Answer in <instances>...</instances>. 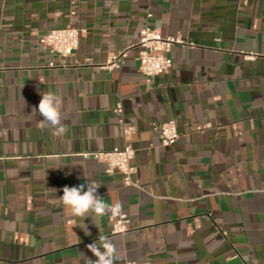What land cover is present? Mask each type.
<instances>
[{
    "label": "crops",
    "instance_id": "1",
    "mask_svg": "<svg viewBox=\"0 0 264 264\" xmlns=\"http://www.w3.org/2000/svg\"><path fill=\"white\" fill-rule=\"evenodd\" d=\"M155 24L186 44L148 82L135 45ZM69 25L86 31L62 66L39 38ZM128 47L121 69L100 68ZM0 83V264H93L99 236L119 264H264V0H0ZM45 93L63 98L66 136L40 127ZM119 102L131 186L84 155L123 146ZM167 120L173 146L154 128ZM89 182L132 229L112 234L119 217L105 215L85 234L59 198Z\"/></svg>",
    "mask_w": 264,
    "mask_h": 264
},
{
    "label": "built area",
    "instance_id": "2",
    "mask_svg": "<svg viewBox=\"0 0 264 264\" xmlns=\"http://www.w3.org/2000/svg\"><path fill=\"white\" fill-rule=\"evenodd\" d=\"M74 14V12L72 13ZM149 17L152 14L148 15ZM85 29L75 26H65L48 30L39 38V44L46 51L60 58L61 65L67 66L68 58L74 56L79 48L81 36ZM176 44H186V41L180 36H164L160 24L146 26L140 32L139 41L135 47L138 48L137 59L139 61V71L145 76L148 82L154 76L167 73L173 66L172 49ZM131 48H124L112 54L107 62L100 65V68L107 71L119 70L124 65L130 55ZM51 66H55L51 62ZM0 83V87H1ZM118 114L119 121L123 124V135L125 142L123 146H117L108 151L86 152L84 155L92 156L96 160L106 165V173L113 175L120 173L123 176L124 184L131 186L136 182L133 175L136 172L135 159L136 150L130 142L133 134V127L124 125V107L119 102L114 109ZM154 128L159 132L161 143L164 146H173L180 138V132L174 120L162 121L154 124ZM198 129H202L199 127ZM132 229V221L127 214H121L115 220L112 228V234H125ZM126 264H151L150 262L127 261ZM242 264H247L246 260Z\"/></svg>",
    "mask_w": 264,
    "mask_h": 264
},
{
    "label": "clouds",
    "instance_id": "3",
    "mask_svg": "<svg viewBox=\"0 0 264 264\" xmlns=\"http://www.w3.org/2000/svg\"><path fill=\"white\" fill-rule=\"evenodd\" d=\"M62 108L63 98L53 93L43 94L38 107L34 108L43 117L40 127L47 129L56 137L66 136L69 132V128L62 122ZM99 187L100 185L96 182L74 187L65 186L62 189L63 195L59 198L73 217L81 218L79 226L86 235H90V232L88 226L83 223L84 218L91 217L93 220V217L107 215L115 219L122 214L120 203L109 205L98 195ZM98 241L99 243L96 241L87 245L88 250L96 257L93 264H119L122 258L117 254L113 241L105 236H99ZM247 259L246 256L245 260Z\"/></svg>",
    "mask_w": 264,
    "mask_h": 264
}]
</instances>
